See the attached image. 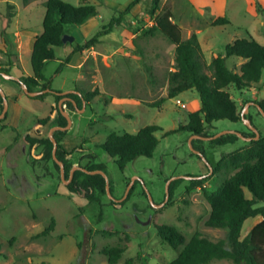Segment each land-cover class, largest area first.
I'll list each match as a JSON object with an SVG mask.
<instances>
[{"label": "rangeland", "instance_id": "rangeland-1", "mask_svg": "<svg viewBox=\"0 0 264 264\" xmlns=\"http://www.w3.org/2000/svg\"><path fill=\"white\" fill-rule=\"evenodd\" d=\"M63 1L76 6L93 4L98 15L80 27L65 26L74 41L54 47L55 59L47 61L42 71L51 80L54 91L78 88L93 94L84 109L82 101L81 108L68 111L71 125L58 144L72 166L100 165L115 199L122 198L130 180L137 179L132 194L122 204H110L108 195L99 192L95 194L97 202L69 191L61 179L60 169L45 158L43 147H31L26 141V136H48L56 125L55 120L46 125L35 122L36 118L56 116V112L50 114L55 103L53 96L29 97L20 84L0 73V89L8 101L6 118L0 121V264H109L103 250L114 246L124 247L115 264H122L127 258H135L136 264H169L178 252L161 239L156 224L175 227L187 240L195 231L211 240L224 239V229L205 225L210 205L204 192L211 194L233 171L223 169L210 173L189 142L195 150L202 148L207 161L215 165L222 156L243 148L248 141L239 137L232 144L214 146L209 140L197 141L194 134L182 129L187 124L188 113L199 109V96L195 90H188L163 101L167 75L173 66L174 46L159 31L146 32L154 23L150 17L151 0H138L121 26L113 27L93 46L85 48L80 53L83 63L79 69L64 63L61 72L56 73L73 44L89 40L133 0ZM163 2L160 0V7L168 8L169 3ZM44 13L40 0L26 4L23 0H0V43H8L7 51L0 49V67L8 75H32L31 48L20 37L19 57L13 56L15 43L11 34L16 27H30L40 33ZM233 34L231 27L217 32L211 43L214 53L223 54ZM237 37H245L244 32H239ZM204 54L205 61L209 62L211 56L206 47ZM226 63L231 69L238 70L240 66L236 57H228ZM226 91L235 102L237 112H242L247 105L244 116L249 115L251 124L264 135V116L256 106L264 100V77L258 84L241 91L233 85ZM146 125L162 129L156 133L159 143L152 156L137 157L120 169L101 144L112 132L134 134ZM171 130L176 132L163 136ZM222 131L248 133L251 129L242 119L214 121L210 133ZM188 175H202V187L187 190L189 179L181 178L166 203L160 207L150 204L145 190L154 204H160L165 198L167 181L174 176ZM63 179L67 180L65 173ZM247 196L250 197L249 192ZM259 218H249L243 223L242 237ZM51 219H54V229L49 235L39 236ZM208 264L236 263L221 259Z\"/></svg>", "mask_w": 264, "mask_h": 264}, {"label": "trees", "instance_id": "trees-1", "mask_svg": "<svg viewBox=\"0 0 264 264\" xmlns=\"http://www.w3.org/2000/svg\"><path fill=\"white\" fill-rule=\"evenodd\" d=\"M29 1L23 0V3L26 4ZM40 1L45 8V13L42 20V32L36 36L30 54L32 75L21 73L15 81L29 91L48 89V92L33 98L43 99L47 95H52L55 103L50 108V114L56 112V125L65 126L67 121L58 109V102L66 97L67 99L62 102L63 109L67 112L74 111L82 107V101L88 104L93 94L78 88L76 90L80 91V95L71 92L62 94L60 91H54L51 88V80L45 78L42 71L47 61L55 59L54 47L70 44L62 41L63 35L67 34L65 26L80 27L84 25L98 15V9L93 4L76 6L63 0ZM137 2L138 0H133L124 11L120 12L117 17H112L107 25L103 26L83 44H73L72 50L57 68L56 73L61 72L64 63L70 62L72 55L81 53L85 48L93 46L99 37L110 33L113 27L121 26L126 15ZM151 3L150 17L154 23L147 28L146 32L153 34L155 31H159L174 46L173 66L167 75L166 94L163 101L188 90H195L199 96V109L188 113L187 124L182 129L197 136L209 137L213 135L210 133V129L213 128L214 121L221 119L232 122L240 121L241 112H237L236 104L226 88L233 85L236 90L241 91L249 88L251 84L260 82L264 77V45L252 37L237 38L225 46L223 54H218L207 63L197 36L192 34L189 37H184L183 30L173 21L170 9L160 7V0H151ZM155 11L158 13L154 15ZM229 24L230 21L226 17H216L211 21L212 26ZM228 57H236L244 61L238 70L231 69L226 63ZM2 72L7 73V70L0 67V73ZM0 105L2 108L1 96ZM257 105L264 113V100L257 102ZM259 113L261 114L260 111ZM5 118L6 114L0 121ZM247 118L251 120L249 115ZM50 120L51 117L46 116L36 118L35 122L38 125H46ZM161 130L157 125H146L134 134L112 132L100 147L110 157L115 158L117 166L122 169L137 157L152 156L159 143L156 133ZM174 132L176 130L164 132L163 136ZM65 133L62 130H54L52 135L57 142L56 156L63 162L64 173L68 179L73 166L68 163L66 160L67 153L58 144ZM240 133L243 137L255 136L252 131ZM259 134L257 140L248 141L243 148L222 156L215 165L209 162L213 174L223 169L233 171L221 181L211 194L204 192V196L210 205V213L205 220V225L211 228L224 229L226 231L224 239L211 240L201 232L195 231L187 240L175 227L156 224L155 227L161 239L178 252L169 264H208L213 260L221 259H228L236 264H264V135H261L260 132ZM238 138L234 133H227L209 140V142L214 146H222L232 144ZM196 140L201 141L200 138ZM26 141L31 147L42 146L45 151V158L52 160L54 166L60 169L53 160L52 142L48 136L39 138L26 136ZM198 150L206 157L202 148L198 147ZM84 168L102 170V167L97 164ZM181 181L182 179L178 178L170 183V197ZM202 183V179H191L186 189L202 187ZM66 186L69 191L82 194L89 201L99 202L95 196L97 192L106 194L105 179L101 174H88L80 169L73 171ZM132 192L133 187L129 190L127 198ZM247 192L250 193V197L247 196ZM109 202L112 205L117 204L111 199ZM122 203L119 202L118 204ZM258 216L261 217V220L242 237L243 223L249 218ZM53 229L54 219H51L49 225L39 236L49 235ZM123 251L124 247L114 246L103 250V253L107 256L109 264H115ZM135 261V258H127L122 264H136Z\"/></svg>", "mask_w": 264, "mask_h": 264}, {"label": "crops", "instance_id": "crops-1", "mask_svg": "<svg viewBox=\"0 0 264 264\" xmlns=\"http://www.w3.org/2000/svg\"><path fill=\"white\" fill-rule=\"evenodd\" d=\"M168 2V8L170 9L173 17V21L185 32L184 36L189 37L192 34L197 36L198 42L202 49L204 58V49L210 53V61L218 54L214 53L212 47V40L216 33H222L227 28H232L234 34L229 36V42L237 39L239 32H244L245 37H252L261 45H264V0H163ZM163 2V4H164ZM162 4V5H163ZM216 17H226L230 21L228 27L225 26H212L211 21ZM42 32V31H41ZM40 32V33H41ZM32 31L30 27H16L11 34V39L15 43L13 47V56L19 57V49L17 41L24 38L27 41L29 49L33 47V43L38 34ZM244 38V37H242ZM5 47H8V43H0V49L3 52L7 51ZM129 55V53H127ZM7 57H10V55ZM240 64L244 61L238 58ZM72 61L69 62V66L79 67L83 61L80 53L72 55ZM206 60V59H205ZM20 61V60H19ZM209 61V62H210ZM207 62V63H209ZM11 64V62L9 61ZM12 66V64H11ZM172 70V68H170ZM13 94L10 93V96ZM17 98V97H16ZM198 107L200 106L197 103ZM56 120V116H53L51 122ZM261 217L255 221L254 226ZM250 227V229L252 228ZM249 229V230H250ZM249 232V231H248Z\"/></svg>", "mask_w": 264, "mask_h": 264}, {"label": "water", "instance_id": "water-1", "mask_svg": "<svg viewBox=\"0 0 264 264\" xmlns=\"http://www.w3.org/2000/svg\"><path fill=\"white\" fill-rule=\"evenodd\" d=\"M62 41H63V43H66V42H72V41H74V36L69 35V34H64L63 37H62ZM1 74H2L3 76H5L6 78H9V79H13V80H16V79H17V77H15V76H11V75H8L6 72H2ZM23 90H24L25 94H26L27 96H29V97H36V96H38V95H41V94L44 93V92H48V89L38 90V91H29L26 87H23ZM68 92L75 93V94H77V95H80V94H81V93H80L79 91H77V90L63 91V92H60V93L64 94V93H68ZM0 96L2 97V110H1V112H0V119H2V118L5 116V114H6L7 110H8V101H7L6 97H5V94L3 93V91H2L1 89H0ZM65 99H67V98L64 97V98H62V99L58 102V109H59V111L61 112V114L66 118L67 124H66L65 126L55 125V126H53V127L49 130V132H48V137H49L50 141L52 142V156H53V160L58 164V166H59V168H60V176H61L62 181H63L65 184H68L69 181H70V179H71V177H72V173H73V171H74L75 169H80V170H82L83 172L88 173V174H101V175L104 177V179H105V191H106V194L108 195V197H109L111 200H114V201H116V202H121L123 199H125V198L127 197L129 190L131 189V187L133 186L134 181H135L137 178H133L132 180H130L129 184L127 185V188H126V190H125L124 195H123L122 198H120V199H115V198L111 195L110 186H109V180H108L106 174H105L102 170H100V169H96V170H87V169L84 168V167H81V166L76 165V166H73V167L71 168V170H70V174H69V178H68L67 180H64V179H63V175H64V165H63V162H62L61 160H59V159L57 158V156H56L57 142H56L55 138L53 137L52 133H53L54 130H62V131H65V130H67V129L70 127V125H71V120H70L69 114H68V112L65 111V110L63 109V107H62V102H63ZM85 104H86L85 101H83V109L85 108ZM256 106H257L258 110L261 112V114L264 116V113H263L262 109H261L258 105H256ZM246 109H247V105L244 107V109H243L242 112H241V119H242V120L245 122V124L251 129V131L255 133V136H253V137H243V136L241 135V133H239V132L222 131V132H219V133H217V134H215V135H212V136H209V137H202V136L193 135V138H200V139H204V140H212V139H215V138H217V137H219V136H221V135H223V134L234 133V134H236L238 137H240V138H242V139H244V140H246V141L257 140V139L259 138L260 134H259L258 130H257V129L251 124L250 120L244 116V111H245ZM189 144H190V147L192 148L193 152H194L195 154H197V155H198V156H199V157L205 162V164L208 166L209 171H210V173H211V172H212V168H211L210 163L207 161L206 157L202 154L201 151L193 149V147H192V145H191V141L189 142ZM202 177H203L202 175H200V176H189V175H188V176H174V177H171V178L167 181V183H166V187H165V198H164V201H163L162 203H160V204H154V203H153V200H152V198H151V195L149 194V192H148L147 190H145V193H146V195H147V197H148V200H149V202H150V204H151L152 206L160 207V206H162L164 203H166L167 200H168V198H169V185H170V183H171L173 180L178 179V178H184V179H189V180H191V179H202Z\"/></svg>", "mask_w": 264, "mask_h": 264}, {"label": "built area", "instance_id": "built-area-1", "mask_svg": "<svg viewBox=\"0 0 264 264\" xmlns=\"http://www.w3.org/2000/svg\"><path fill=\"white\" fill-rule=\"evenodd\" d=\"M181 107H185L184 104H181Z\"/></svg>", "mask_w": 264, "mask_h": 264}, {"label": "flooded vegetation", "instance_id": "flooded-vegetation-1", "mask_svg": "<svg viewBox=\"0 0 264 264\" xmlns=\"http://www.w3.org/2000/svg\"><path fill=\"white\" fill-rule=\"evenodd\" d=\"M144 193H145V191H144ZM115 203H119V202H116V201H114Z\"/></svg>", "mask_w": 264, "mask_h": 264}]
</instances>
